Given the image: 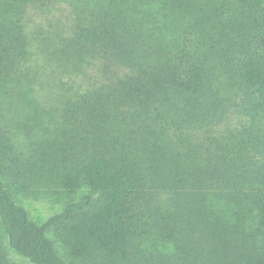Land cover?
I'll return each instance as SVG.
<instances>
[{
	"label": "trees",
	"instance_id": "trees-1",
	"mask_svg": "<svg viewBox=\"0 0 264 264\" xmlns=\"http://www.w3.org/2000/svg\"><path fill=\"white\" fill-rule=\"evenodd\" d=\"M29 181L72 199L34 221ZM24 263L264 264V0H0V264Z\"/></svg>",
	"mask_w": 264,
	"mask_h": 264
},
{
	"label": "rangeland",
	"instance_id": "rangeland-1",
	"mask_svg": "<svg viewBox=\"0 0 264 264\" xmlns=\"http://www.w3.org/2000/svg\"><path fill=\"white\" fill-rule=\"evenodd\" d=\"M16 131L18 132L19 142H22L24 147L26 146V151L30 147L28 133L22 130ZM25 187L26 189L23 193L15 194L16 199L28 209L31 218L39 223H44L48 218L59 213L64 205L72 199V197L66 195L59 188L49 186L45 182L36 185L35 182L29 181L25 184ZM14 258L18 260L17 257Z\"/></svg>",
	"mask_w": 264,
	"mask_h": 264
}]
</instances>
